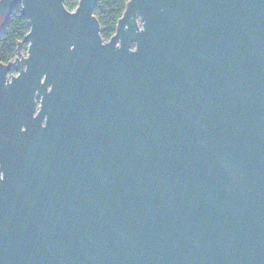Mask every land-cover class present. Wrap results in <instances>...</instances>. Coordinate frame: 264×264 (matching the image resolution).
I'll return each instance as SVG.
<instances>
[{"label":"water","instance_id":"water-1","mask_svg":"<svg viewBox=\"0 0 264 264\" xmlns=\"http://www.w3.org/2000/svg\"><path fill=\"white\" fill-rule=\"evenodd\" d=\"M0 0V264H264V0Z\"/></svg>","mask_w":264,"mask_h":264},{"label":"trees","instance_id":"trees-1","mask_svg":"<svg viewBox=\"0 0 264 264\" xmlns=\"http://www.w3.org/2000/svg\"><path fill=\"white\" fill-rule=\"evenodd\" d=\"M128 0H97L94 13L100 21L101 35L108 40L115 32L118 19L124 12ZM78 0H65L69 9H74ZM26 17L18 6L9 18L0 22V62H8L17 54V47L22 42L21 50L26 51L28 42L24 40L29 31Z\"/></svg>","mask_w":264,"mask_h":264}]
</instances>
